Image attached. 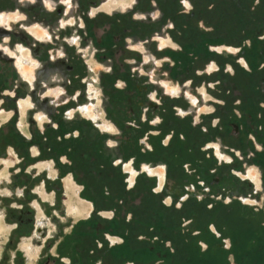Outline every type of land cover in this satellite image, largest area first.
Wrapping results in <instances>:
<instances>
[{"label": "crops", "instance_id": "1", "mask_svg": "<svg viewBox=\"0 0 264 264\" xmlns=\"http://www.w3.org/2000/svg\"><path fill=\"white\" fill-rule=\"evenodd\" d=\"M136 1L137 0H132L131 4L125 8L121 6L109 12L100 10L92 17H96L100 13L109 16L119 14L122 17H126L127 11L131 13L130 16L134 20L145 17L146 15L141 12L136 11L135 14L133 11ZM98 3H100V5L98 7H93V9H100L102 7L101 5L104 4L101 0H98ZM133 13L135 16H133ZM209 24H212V22ZM236 33L238 32L234 31L229 34L230 38L233 37L232 39L229 38L231 41L235 39ZM48 37L52 39V35L49 34ZM162 38L168 41V44L165 48L159 47L157 51L146 49L147 47L145 45L149 43L147 39L143 41V39L133 36L130 37L129 40H126V46L131 53L133 52L136 56H133V58L139 57L131 61L128 68L131 70L130 72L138 73L137 78L140 80H134L135 76L133 77V75L129 78L121 77L111 81V86L109 87L101 78L95 79L93 77L89 80L88 77L84 75L85 73L95 72V69L87 64V62H84V65L80 67L77 66L78 69L73 67L72 70H68L67 65L69 63H74L73 56L70 57V49L68 48L52 49L51 51L45 50L46 52H42V50L38 49L32 51L35 58L34 81L33 83L28 82V84H26L29 89L28 94L25 93L22 97L19 95L12 96L16 107L7 121L9 122L13 119L15 122L19 118L20 125L23 127V125L27 123V115L32 113L28 120H31L34 126H32V128L29 126L22 128L24 132L21 128L17 127L15 133H13L14 135L11 137L12 141L11 146L8 147V153L11 151L16 154L17 160L13 162V167H17L18 165V168H22V161L20 158L23 159V157L27 155L26 152L29 153V157L33 159L29 168L34 170L36 175L34 178L40 177L41 185L39 188H44L45 191L51 193V201L43 199L42 201H48L50 205L54 207V213L57 216L58 210L61 208L65 210L66 216H64V218L66 222H64V220H59L58 225L62 226L63 224L61 223H66V225H64L73 231L78 225H82L84 222H90L93 214L97 215L96 217L99 221L103 218L102 212H111L113 213L112 217H115V210H107L104 203H101V201L105 198H110L113 194L117 201L124 202L126 199L125 196L129 194L137 198V195H139L138 192L141 190L137 187L138 184L141 183V176L145 174L149 175V173L144 170L145 165L152 168H164L166 175L164 187H167V189L170 188V184L166 186L167 180H171L174 186H178L179 181L184 176L183 173L186 165L187 167L191 166L193 168V178L203 177L204 172L211 166L209 158L195 161L191 159V155L186 156V145L189 146L190 150L188 152L190 153L195 149V146L198 145V143L190 141L191 136L194 137L196 133L192 131L191 133L193 135H189V132L184 129L177 131L175 134H173L171 130L166 133L160 132L155 126L161 117L154 113L151 107H153L156 102L161 101L163 97H166L174 103H179V107H174L176 113L181 115L179 119H189L192 124L197 125L200 123L199 121L203 120L201 118L204 116L209 117L210 121L212 120L213 124H215L218 120L213 117V114L222 103L219 102V98L223 101L224 99L218 95L215 96L211 92L209 89L211 85H208V81L221 80L217 76L219 73L218 69L221 66L218 63V57H224L223 59H227V57H236L241 47H237L235 43H233V45L223 43L221 39L209 42V44H220L213 47L210 46V49L205 50V55L209 56L210 61L195 71L196 76L194 75L189 79L184 77L180 80L179 76L186 68V65H181V60L185 59V54L181 53L182 48H180L179 44L175 43L170 35ZM42 41L44 40L38 42L42 43ZM65 41L68 43L66 39ZM76 41L81 42L79 44V49H77V55L80 56L84 53L83 43L86 40L83 39L82 36H78ZM152 41L157 40L154 39ZM130 44L136 45L137 48L134 46L130 48ZM139 45L145 48L143 47L144 49H141ZM217 46H231L236 48L237 51H215L214 49ZM159 53H161V56ZM174 53L175 55H172ZM170 58L174 59V61L176 59L177 61V68L175 71H173L174 69L172 70V64H170L171 66L169 65V62H171ZM239 60L241 63L243 62L242 58ZM156 61L161 64V69L165 68V71L161 70L162 80L160 83L154 80L155 68L159 67ZM212 64L218 65L215 71L210 70ZM169 66L171 68H169ZM109 69L110 70L104 73H108L109 75L114 74L113 68ZM225 70L231 71V73L235 71L231 65H227ZM170 72L174 74L171 77L172 79H170L169 76ZM164 75L166 77H164ZM19 77L23 79L21 74ZM143 80L145 81L142 82ZM77 81L79 82L77 90L68 87L69 84ZM198 81L201 83H198L200 84L199 87H196V91L194 89V95H191L189 90L193 88L192 83H197ZM164 83H168L169 85L173 84L172 86L178 87L179 94L173 96L167 93ZM127 85L134 90L138 87L141 88L140 91L135 93V100L142 101L144 106L140 109L136 117L131 116L127 110H120L114 107V103L110 101V97L106 95L107 89L116 90L121 94L127 88ZM91 86L95 89L94 94H97L93 99L89 91ZM202 89L205 90V93L202 92ZM55 91L59 92L58 96L55 95ZM32 93H34V95L38 93L41 96V100L38 103L33 102L31 98ZM192 97L196 98V103H193ZM20 100H30L33 103L24 114L20 113ZM59 101H64L63 103L65 105L70 104V109L73 110V114L69 115L68 111V115L63 119L64 122L72 123L73 127L66 134L68 138L72 139L71 145H66L61 148L62 150L60 151H62V155L59 157V159L61 158L60 160L45 150L42 141L43 136H45L48 131L47 128H51L50 124L56 121L54 115L56 106L54 105L58 104ZM90 102L96 105L95 111L99 116L98 120L103 122L106 121L113 125L114 130H102L97 123L90 120L80 111V105H87ZM182 102H184L183 104L185 105H182ZM102 105L105 106L103 109L100 108ZM207 107L209 111L204 112L202 109ZM197 108H199V111H196ZM38 114H42L45 117L42 122L37 118ZM84 124H89V126L93 128L92 131L94 130L97 133L95 138L91 139V137L88 136L86 129H84L85 127H83ZM213 124L209 126V138H211V131L214 130ZM54 129H57V127H54ZM190 130L191 129H189V131ZM196 132H199V130H196ZM226 132H228V130H226ZM199 135H205L206 137L205 132L201 133L200 131L197 133L198 138L200 137ZM175 138L178 139L177 141L179 142L176 146L173 143L175 142ZM259 141H264L263 136L259 133L257 135H251L243 144L239 143L240 141L236 138L223 141L222 138L217 137L216 140H206L205 143H208V145L206 144V148L203 146L200 147V150H214L215 148H213V146L211 147V145L216 144L222 152L226 150L231 157V161L227 162L225 166L230 167L231 171L221 178L217 185L209 186V190L205 193V197L203 196V198H201L200 201H203L205 204L203 221L207 228L206 231H203L199 235L198 232L201 228L195 227L193 231L197 234V238L195 236V240L189 245H181L179 235H177L179 231L176 230L178 227L177 224H174L172 220L162 218L164 217L163 214H161L162 208L157 210L153 207H147L138 211L136 206L130 205L129 207H125L128 212H131L127 220L129 227H126V231L119 234V241L115 243L105 242V245L108 247V256L111 261L114 262L113 264H141L142 258L149 254L152 256L153 253L157 254L158 258H161L162 263L165 262L167 264H171V261H173L172 264H218V261L222 264L223 261H227L228 264H264V148ZM190 143L194 144V146ZM231 151L234 152L232 153ZM211 158H215V156L213 155ZM215 160L217 161L216 158ZM46 163L50 165L39 168V165ZM128 163H130L138 173L134 184L130 183V175L125 170V166ZM63 168H66L67 171L65 177H60L59 172H61L60 170H63ZM113 169L118 171L120 178L117 179V189L111 194L110 183L113 180L111 170ZM213 169L212 173L215 174L218 169H220V166L215 165ZM248 171H252L256 174L258 184L237 176V172L245 173ZM68 176H71L78 185V196H75V202H78V197H80L92 204L91 212L87 217L75 218L68 213V193L65 184V179ZM145 177H147L146 183L148 186H146L144 191H151L154 195H158L161 198V191L157 190L159 187V180L150 175ZM96 180L99 182L96 183ZM94 185L98 186L97 189L93 188L95 191L93 192L94 194H87V190L90 189V186L92 187ZM63 191V196H65L63 206L61 204L56 206V198L58 199V195ZM168 192L171 194L170 198L173 200V194L177 192L170 190H168ZM188 196L191 198L189 202L197 200L196 194L189 193ZM248 196L257 200L259 206V208L254 209L255 212H253V214L249 213L252 208H248L247 210V208L240 203V200ZM174 201L178 200L174 199ZM186 204L185 202L182 205L186 206ZM167 207L170 206H166V208ZM219 207H227V209H231V212L226 213L223 210L220 211ZM100 208L102 209L99 210ZM179 209H181V207H179ZM198 209L201 208H197L195 205L192 213H195ZM112 217L110 219H114ZM102 221L105 222L106 220L102 219L100 224ZM216 222H219L222 227L232 224L235 234H237L239 224L251 225L252 222H254L260 225L261 229L255 236L250 239H243L234 248H217L210 244L209 240L203 238L204 233H206L205 236L209 235L215 238V235L209 227L215 230L216 228L213 224ZM95 226L98 227L99 224L95 225L94 223L92 225V227ZM12 229L13 228L9 230L11 231ZM231 234L229 233L227 236L231 238ZM138 235L140 236L139 239L135 237ZM172 240L174 242L177 240V257L169 253L168 249L164 246ZM75 244L76 242H72L66 253L69 264L73 262L81 264L82 258L77 254L78 252ZM57 245L56 248L58 247ZM99 247H102V245L98 246V248ZM220 253L222 254L220 255ZM75 254H77L78 257H76L77 255ZM160 255L161 257H159ZM93 260V264H103L106 261L105 256L100 255H97Z\"/></svg>", "mask_w": 264, "mask_h": 264}, {"label": "rangeland", "instance_id": "2", "mask_svg": "<svg viewBox=\"0 0 264 264\" xmlns=\"http://www.w3.org/2000/svg\"><path fill=\"white\" fill-rule=\"evenodd\" d=\"M66 1L67 0H0V264H69V259L67 258L66 253L72 242H76L75 246L78 252L77 254L82 258L81 264H93V259L97 255L105 256L106 261L103 264H113L114 262L111 261L107 253L108 247L105 245V242H107L106 236L108 234L119 236L121 232L126 231V227H129L127 220L131 212H128L125 207H129L130 205L136 206L138 211L147 207H153L157 210L162 208V212L160 211L164 216L162 218L172 220L174 224H177L178 227L176 230L179 231V234L177 233V235H181L179 236V240L182 241L183 239H189V237H192V231H187V227L181 225V223L189 224L188 220L191 219L190 216L185 218L186 222H183L180 219L184 217L181 214V209H179L183 202L180 203V201H174L168 196L163 198L164 203H162V197L160 198L158 195H154L151 191H144L146 186H148L146 183L147 177L145 176L149 175L145 174L141 176V183H139L138 186L141 190L138 192L139 195H137V198L134 195H126V199L123 202L125 204L120 205L121 202L115 200V197L113 196L114 191L117 189V179L120 178L118 171L115 169L111 170V174H113V177H111L113 180L110 183V189L112 191L111 194L113 195L110 198L103 199L101 203H104L106 209H111V211H113V208L117 205H120L122 207L120 215L115 213V217H112L113 215L111 216L114 219H110L111 217H103L101 220L103 219L106 221H102L100 224L101 220L99 221L96 217L97 215L93 214L90 222L88 221L84 222L82 225H78L73 231L65 226L66 223H61L63 224L62 226L58 225L59 220H64V222H66L64 218V216H66L65 210L63 208L58 210L57 216L54 213V207L51 206L48 201H42V199L51 201V193L45 191L44 188H39L41 185L40 177L34 178L36 176L34 170L29 168L32 164L31 161L33 160L29 157V153L26 152L27 155H25L23 159L20 158L22 161V168H18V165L17 167H13V162L17 160L16 154L11 151L8 153V147L11 146L12 141L11 137L14 135L13 133H15L17 127L23 130L22 128H26V126H29L30 128L34 126L33 123H31V120H28L32 113L27 115V123H25L23 127L20 125L19 118L15 122L13 119L9 122L7 121L10 117L9 114L7 115V112L14 111L16 107L12 96L19 95L22 97L25 93L28 94L29 92L28 85H26L29 80L24 77L23 79L19 77L21 74V68L19 64L18 66L20 69L18 68L17 61L15 60L16 58H12L8 51L10 49L15 51L18 45H22L29 51L28 64H26V66L34 72L35 66L32 65V63L35 62L32 52L33 50L38 49L44 52L45 50L51 51L52 49L68 48L70 49L69 55H71L70 57L73 56L74 61L73 64L69 63L67 65L68 70H72L73 67L78 69V67L84 65V62H87V64L95 69V72H84V75H86L89 80L93 77L95 79L101 78L109 87L111 86V81L121 77L129 78L133 75V77L135 76L134 80H140L137 78L138 73H132L128 68L129 63L139 57L135 58L136 56L133 52L131 53L126 46V40H129V38L133 36L141 38L143 41H146L147 39L149 40V43L148 45H145L147 47L146 49L157 51L160 47V39L170 35L175 43L180 45V48L184 49L185 47L192 46L193 49L195 47L196 49L198 48L201 50L198 55H195L192 52H186L185 59L181 60V65H186V68L181 75H184L183 78L185 77L189 79L194 75L196 76L195 71H197L198 68H201V66H204L210 61L209 56L205 55V50L220 45L219 43L209 44V42L220 39L223 43L229 45H233V43L237 42L236 37L233 41L230 40L233 37L230 38L229 34L234 32L231 25L232 20H217L214 26L205 20H130L131 13L128 11L125 20H111L112 16L105 15L104 13L92 17L96 14V11L93 13V7H97L98 0H70L69 7L65 3ZM92 1H95L96 5L92 3ZM46 2H51L52 7L50 8L47 6ZM59 9L62 10V13H58ZM11 15H14L15 18L8 20ZM2 16H5L6 21L2 20ZM133 16H135L134 13ZM118 17L120 16L118 15ZM239 21L242 22L241 20ZM233 23H236L235 20ZM36 26L42 27V29L39 28L41 32L45 31L52 35V39L46 36L42 43L36 41L35 37L30 32V28ZM234 26L235 28L237 27L235 29L236 32L238 25L235 24ZM150 27H152V29H150ZM214 27H216L215 30H213ZM78 36H82V38L86 40L83 43L84 53L80 56L77 55V49H79V44L81 43L76 41ZM65 39L68 43H66ZM154 39L157 41H152ZM132 46L137 48L134 44L129 45L130 48ZM143 47L139 45V48L144 49L145 47ZM160 54L161 53H159V55ZM172 55H175V53ZM133 56L135 57L133 58ZM221 58L222 57L219 56L217 59L219 65L222 60ZM170 60L171 62H169V65L172 64V70L174 69L173 71H175L177 68V61L176 59L174 61L172 58H170ZM156 63L159 67L155 68L156 72L154 80L160 83L162 80L161 70H164L165 68L161 69V64L158 63V61H156ZM170 66L169 68H171ZM113 67L115 71L114 74L109 75L108 73H104L110 70L109 68ZM237 73L239 75L237 79L241 80L243 75L241 68L237 69ZM173 75V72H170V79H172L171 77ZM217 76L223 81L230 79V76L227 77L228 74L226 73L219 72ZM164 77L166 76L164 75ZM75 80L78 79L76 78ZM144 81L145 80L142 82ZM78 83V81L72 82L68 87L77 90L79 87ZM199 85L200 84L196 82L194 83L193 88L189 90L191 95H194V88L196 91V87L198 88ZM106 93L107 97H110V101L113 102L118 91L107 89ZM35 94L36 95L32 93L31 98L34 103H38L41 100V96L38 93ZM96 95L97 94H95V97ZM227 99L228 102L225 103V101L219 98V102L222 103L217 107L216 118L217 120L221 118V120L218 121V128L224 130L227 129L229 131L230 129L228 128L227 121L232 114V110H238L241 105L238 104V99L234 100V98L230 99L229 97ZM63 102L64 101H59L58 104L54 105L56 106L54 113L56 123L52 122L50 124L51 128H47L48 131L42 139L45 150L48 153H52V156H56L55 158L58 159L62 155V151H60L62 150L61 148L66 145H71L72 140L66 135L67 132L72 129V123H67L63 120L64 117L68 115L71 105H65ZM170 103H172V101L168 100L167 105L164 104L163 106L164 108L166 107V110L169 109L167 116L171 123H173V125L171 124L170 126V130L176 129L177 131H180L184 129L189 132V135L192 134V131L196 133V135H194L195 138L191 136L190 141L194 143L196 142L198 145L195 146V149H193L191 153L188 152L190 149L189 146L186 145V156L191 155V159L195 161L209 158L211 163V166H209L201 178H193L194 170L191 166L187 167L186 165L183 173V177L190 179L194 184V186H188V191L186 190V192L196 194L197 196V200L187 202L185 206L186 212H188V210L192 211L196 205L197 208L203 210V213H201L203 216L205 215V204L203 201H200L201 198H203V196L205 197V193L208 192L209 186L217 185L219 183L214 180L220 179V177L223 178L224 175L231 171V168L225 166L227 161L220 160L216 157L215 150H200L201 146L206 148L208 145L205 146V141L210 139L209 131L205 133L206 137L205 135H199L200 139L198 138L197 133L200 131L202 133V129L209 130L210 118L203 116L201 118L203 120L199 121L200 123L197 125L192 124L189 119H176L174 115L176 112L174 107H179V103L176 102L173 107H171L172 105H170ZM28 107H30V104H27L24 112L20 111V113L24 114ZM104 107L105 106L102 105L100 108L103 109ZM204 109L205 108L202 110L204 111ZM196 111H199V108H197ZM177 124L181 125L178 129ZM224 125H227L228 127H225ZM54 127H57V129H54ZM83 127H85L84 129H86L88 136L91 137V139L95 138L97 133L94 130L92 131L93 128H91L89 124H84ZM189 129L191 130L189 131ZM196 130H199V132H196ZM177 140L178 139L176 138L174 139L175 142L173 143L175 146L179 144ZM239 143H241V141ZM192 145L194 146V144ZM224 153L229 155L226 150H224ZM213 155H215L217 161L215 158H211ZM47 164L48 163L45 165ZM45 165L42 164L39 166L43 167ZM215 165L220 166V169L214 174L212 173V169ZM60 171L59 176L65 177L67 169L63 168V170L61 169ZM253 174L256 176L254 172ZM239 178L242 177L239 176ZM68 180L73 183L71 189L67 186ZM98 180L95 182L98 183ZM65 184L68 193V213L75 218L86 217L87 215L85 212L88 203L80 197H78V202H75V196H78V185L75 181L70 179V176L65 179ZM167 184H170V191L182 192L181 186H174L171 180H167L166 186ZM94 186H90V189L87 190V194H94L93 192L95 191L93 188H98L97 185ZM144 193H146V197L144 196ZM63 195L64 191L58 195V199L56 198V206H59L60 204L63 206L65 199V196ZM168 199L170 201H168ZM38 204L42 208L41 212L38 211ZM166 206L170 207L166 208ZM242 206H245L247 210L248 208H252L249 211L250 214L255 212V208H259L258 204L250 205L244 200L242 201ZM75 207H78L81 212L80 214H76V211H72V208ZM219 208L220 211L223 210L224 212H227V207ZM101 209L102 208L99 210ZM92 222L93 224L95 223V225L99 224V226L92 227ZM193 224L196 225L197 223ZM11 228L13 229L10 231L9 229ZM205 234L206 233L203 235L204 239H207L212 243L215 242L216 239L213 236H205ZM135 237H137V239L140 238L139 235ZM250 237L251 236H249V239ZM56 245L58 246L57 248ZM101 245L102 247H99V249L98 246ZM29 246L32 249L31 255L27 252V247ZM164 246L168 249L169 253L177 257V240H175V242L172 240ZM221 254L222 253H220V255ZM76 257H78V255ZM159 257H161V255ZM141 261V264H167L165 262L162 263L161 258H158L155 253H153L152 256H150V254L146 255ZM170 263L172 264L173 261ZM72 264L76 263L73 262ZM218 264L222 263L218 261ZM223 264H228V262L223 261Z\"/></svg>", "mask_w": 264, "mask_h": 264}, {"label": "flooded vegetation", "instance_id": "3", "mask_svg": "<svg viewBox=\"0 0 264 264\" xmlns=\"http://www.w3.org/2000/svg\"><path fill=\"white\" fill-rule=\"evenodd\" d=\"M69 1L70 0H67L65 2L68 7L70 4ZM101 1L104 2V4L100 9H93V13H95V11L97 12L100 10L109 12L121 6L125 8L129 6L132 2V0H108V1L101 0ZM46 3L47 6H49L50 8L52 7L51 2H46ZM92 3L96 5L95 1H92ZM97 4L98 7L100 3ZM133 11L134 12L138 11L146 15L145 17H142L137 20H205L209 23L212 22L213 26L216 24L217 20H230V21L232 20L231 25L234 31L237 28V27L235 28L234 25L235 24L238 25V29L236 31L238 32L236 33L237 42H235V45L237 47H241V49L239 50L238 55L236 57H227V59L221 58L222 59L220 63L221 66L218 69L220 73L228 74L227 77L230 76V79L226 81L210 80L208 81V84L211 85L209 86L211 92L215 96L218 95L219 97H222L225 103L228 102L227 99L228 97L230 99L234 98V100L238 99L239 101L238 104L241 105V107L238 108V110L235 111L232 110V114L230 115L229 120L227 121L228 122L227 125L229 127L227 125H224L230 129L228 132H226L227 129L224 130L222 128L220 129L218 128V121L221 120V118H219V120L215 124H213L212 120L210 121V124L211 125L213 124L214 127V130L211 131L210 139L216 140L217 137H220L222 138L223 141H226L227 139L231 140L232 138H236L238 141H241V143L243 144L245 143V141H247V139L251 137V135H257L258 133L261 134L264 139V0H137L136 3L134 4ZM58 13H62V10L59 9ZM118 15L117 14L112 15L111 20L126 19L125 17H122L120 15H119L120 17H118ZM1 18L3 21H6L5 16H2ZM13 18H15V16L11 15L9 16L8 20H11ZM130 20H134V19L130 18ZM234 20L236 22L235 24L233 23ZM239 20H241L242 22H240ZM39 28L42 29V27L40 26L30 28V32L35 37L36 41L44 40L46 36H49L48 32L47 33L45 31L41 32ZM150 29H152V27H150ZM215 29L216 27L213 28V30ZM159 43L161 48H165L168 44V41L161 38ZM191 48L192 46H189L187 48L185 47L184 49L182 48L181 53L186 54V52H192L195 55L196 54L198 55L199 51H201L200 49L198 48L196 49L195 47L194 49ZM214 50L215 51L227 50L231 52L237 51L236 48L231 46H226V47L217 46L215 47ZM8 53L12 56V58L14 57L16 58L14 59L17 61V66L19 64L21 68L20 69L18 66V68L20 69L21 76L28 79L30 83H33L34 72L33 70L28 69L26 66V64H28L29 51L26 50L22 45H18L15 51L10 49ZM241 58L243 59L242 63L239 60ZM32 65L35 66V62H33ZM227 65L233 66L235 71L231 73V71L225 70ZM217 68H218L217 64H212L210 70L215 71ZM239 68H241V70L243 71L241 80L237 79L239 75L236 69ZM114 72L115 71L113 67V73ZM179 79L182 80L183 76L180 75ZM197 83H201V82L198 81ZM192 85H194V82L192 83ZM164 86L167 93H169L170 95L177 96L179 94L178 87L169 85L168 83H164ZM140 90L141 88L139 87L135 88L134 90L133 88H129V85H127V88L121 94L118 93L114 97L113 100V103L115 105L114 107L120 110H127V112L131 116L136 117L140 109L144 106L142 101L135 100V93ZM89 91L91 98L93 99V97L95 96L94 87L91 86ZM202 92L205 93V90L202 89ZM55 95L58 96L59 92L55 91ZM161 101L156 102L155 105L151 107V110L161 117V119L157 122V125L155 127L158 128L160 132L166 133L170 131V126L171 124L173 125V123H171L170 119L167 116L169 109L166 110V107L165 108L163 107L164 104L167 105L168 99L166 97H163ZM192 101L193 103L197 102L195 97H192ZM20 102H21L20 103L21 112H24L25 106L27 104H30V106L33 105L30 100H20ZM183 103L184 102H182L181 104L185 105ZM174 104H175L174 102L170 103V105H172L171 107H173ZM79 109L86 117L97 123V125L102 130L104 131L114 130L113 125L109 124L106 121L103 122L98 120L99 116L95 111V105L93 102H90L87 105H80ZM89 111H91L93 116L90 115ZM206 111H209L208 107L204 109V112ZM216 113L217 111H215V113L213 114L214 115L213 117L215 118L217 116ZM8 114L11 116L12 112H7V115ZM71 114H73V110L70 109L69 115ZM174 115L176 119H179V117L181 116L176 112L174 113ZM37 118L39 119L40 122H42L45 117L42 114H38ZM177 126H178L177 129L181 127L180 124H177ZM171 131L173 134L177 133L176 129H172ZM208 131L209 130L207 129L205 130L203 129V132L205 133H207ZM259 143L264 148V141L263 142L259 141ZM206 144L208 143H205V145ZM212 146L213 148H215L214 149L215 155L218 159L225 160L227 162L231 161V157L226 153L222 152L218 145L212 144L211 147ZM48 165L50 164L48 163L47 166ZM125 170L130 175V183L134 184L136 180V176L138 174L137 171L130 163H128L125 166ZM144 170L147 171L150 176L156 177L157 180H159L158 190L161 191L163 189L162 192L160 193V196L162 197L161 202L164 203L163 198L168 196L171 197V194L168 192L170 188L167 189V187L166 188L164 187V182L166 180L164 168L163 167L152 168L150 166L145 165ZM237 174L241 176L244 180H250L251 182H255L258 184L257 176H255L252 171H248L245 173L237 172ZM70 179L74 181L71 176ZM220 180L221 177L220 179H215L214 181L220 182ZM179 185L181 186L182 192H177L173 194L174 199L183 203L189 202L191 198L190 196H188L189 193L186 192V190L188 189V186L190 185L194 186V184L191 182L190 179L183 177L179 181L178 186ZM144 196L146 197V193H144ZM243 200L250 205L257 204V200H255L251 196L245 197ZM243 200H240L241 204ZM168 201L170 200L168 199ZM120 202H121L120 205L125 204L123 203V201ZM86 203H88V205L85 213L88 216L91 212L92 204L89 202ZM120 205H117L114 208L115 213L117 215H120V212L122 211V207ZM192 211L188 210V212H186V207L184 205H181V214L184 216L183 218H180L181 221L186 222L185 219L186 217L188 216L192 217L191 219L188 220L189 224L181 223L183 227H187V231L190 230L192 231V237H189V239H183L182 241L180 240L182 246L193 243V241L195 240V236L197 235L195 231H193L195 227L201 228V230L198 232L199 235L203 231H206L207 228L204 224L203 216L201 215L203 210L198 209L195 213H192ZM229 212H231V209H227L226 213ZM112 214L113 213L111 212H102V216L104 218H110ZM193 223H197V224L194 225ZM213 225L215 226L216 229L213 230L214 228L212 229L210 227L209 229L212 230L216 240L214 243L210 242V244L218 248H229V249L234 248L243 239L249 238V236L251 237L255 236L261 229V226L257 225L254 222H252L251 225L239 224L237 228V234H235V232L233 231L232 224L222 227L220 226L219 222H216ZM229 233L230 234L232 233L231 238L227 236V234ZM106 240L109 243H115L119 241L120 238L118 236L108 234Z\"/></svg>", "mask_w": 264, "mask_h": 264}, {"label": "bare ground", "instance_id": "4", "mask_svg": "<svg viewBox=\"0 0 264 264\" xmlns=\"http://www.w3.org/2000/svg\"><path fill=\"white\" fill-rule=\"evenodd\" d=\"M90 112V115L91 116H93L92 115V113H91V111H89ZM45 165V164H44ZM49 166V165H48ZM47 167V166H46ZM39 168H42V166H39ZM161 171V170H160ZM160 173V172H159ZM252 174V173H251ZM161 177H162V174H161ZM160 177V178H161ZM253 178V177H252ZM255 179H256V177H255ZM68 183H67V186H68V188H72L73 187V183L71 182V181H67ZM162 183V182H161ZM161 187V186H160ZM76 188V187H75ZM37 207H38V210H39V212H41L42 211V208H41V206L38 204L37 205ZM72 211H76V214L78 213V214H80L81 212H80V210L78 209V207H75V208H72ZM27 252H28V254L29 255H31L32 254V249L30 248V246L29 247H27Z\"/></svg>", "mask_w": 264, "mask_h": 264}, {"label": "built area", "instance_id": "5", "mask_svg": "<svg viewBox=\"0 0 264 264\" xmlns=\"http://www.w3.org/2000/svg\"><path fill=\"white\" fill-rule=\"evenodd\" d=\"M163 190V189H162ZM162 190H161V192H162Z\"/></svg>", "mask_w": 264, "mask_h": 264}]
</instances>
